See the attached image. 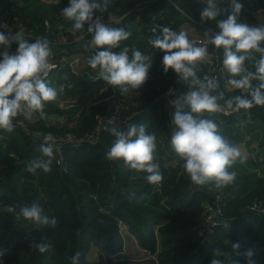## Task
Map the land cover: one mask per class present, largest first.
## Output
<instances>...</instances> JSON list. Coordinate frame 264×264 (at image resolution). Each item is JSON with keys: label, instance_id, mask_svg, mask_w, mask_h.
<instances>
[{"label": "trees", "instance_id": "obj_1", "mask_svg": "<svg viewBox=\"0 0 264 264\" xmlns=\"http://www.w3.org/2000/svg\"><path fill=\"white\" fill-rule=\"evenodd\" d=\"M68 2L0 0V15L5 8L11 9L7 17L0 19V25L8 28L21 22L32 26L45 18L48 28L39 26L24 38L29 42L47 38L55 53L53 59L58 64L62 62L60 56L70 54H80L85 59V67L79 73L70 72L66 65H60L50 73L47 79L51 85L63 84L65 88L62 93H57L54 101L45 104L42 113H34L27 119L20 115L23 126L14 123L11 132L0 129V253H3L0 264H71L70 258L76 253L80 254L79 264H210L214 249L222 253L215 258L223 264H236L237 261L247 264L244 255L247 250L252 251L251 259L255 264H264V174L235 172V180L222 187H217L214 180L204 185H195L191 181L169 136V130L175 127L173 117L178 106L168 105L160 98L165 91L169 92L170 98L186 93L191 88V78L181 80L171 69L165 73L161 63L163 52L150 43L161 35L163 27L174 30L182 23L190 22L186 16L204 28L218 31L217 21L225 19L230 11L229 0H222L223 9L216 20L204 21L200 13L205 6L197 0H108L107 11L101 13L103 17L117 19L104 23L130 33L120 48L113 51L127 46L131 59L132 50L137 49L150 58L151 67L148 79L141 87L126 86L128 90L122 92L120 87L108 84L100 94L104 82L98 78L99 68L92 69L88 65V59L99 49L87 46L85 39L91 41V34L86 33L81 39L78 38L80 32L67 30L72 22L62 15L61 9ZM240 2L243 9L239 23L264 25V0ZM155 12H161L162 18L150 32H144L139 24ZM7 28L0 27V31L6 32ZM16 47L12 43L7 50L14 53ZM4 50V45H0V53ZM217 50L222 57V49ZM259 54L254 55L258 58ZM207 63L205 59L196 65V75L201 79L205 75L210 77ZM245 65L248 70L255 71L254 60L246 61ZM93 74L97 75L96 80L91 79ZM225 74L231 78L226 71ZM217 80L218 92L224 94V99L218 101L222 110L205 112L203 116L217 123L221 134L239 148L244 134L240 126L246 117L251 122L264 124V105L253 106L261 120L253 119L248 111L227 108V99L247 93L226 88L220 77ZM252 83L255 85L258 81ZM85 94L98 95L88 100V105L60 106L63 98L74 101ZM179 110L187 112L190 107L180 105ZM113 114L127 117V120L115 126L109 121ZM245 123V130L251 134L248 141L256 140L259 132L248 126L249 121ZM132 124L144 125L146 132L156 136L154 162L164 177L158 185L149 183L147 173L131 169L122 158L110 160L106 156L114 140L110 130L125 131ZM43 133H69L73 140L64 142L60 148L59 166L53 160L50 172L36 169L35 173H30V162L41 158L43 140L38 135ZM259 146L264 156V125ZM247 161L255 167L264 165V158L256 164ZM215 194L221 197L218 203L226 226L208 227L200 223L202 202L211 200ZM33 202L42 206V212L49 220L56 218L55 227L23 218L21 207ZM257 202L263 211L250 209ZM28 224L31 227L26 229ZM21 226H24L23 235L12 233V230H21ZM119 226L145 253L141 258L120 255ZM200 229L202 235H199ZM234 242L240 243V255L231 248ZM39 243L51 247L40 253L35 247ZM91 247L99 249L100 253L87 259L85 255Z\"/></svg>", "mask_w": 264, "mask_h": 264}, {"label": "clouds", "instance_id": "obj_2", "mask_svg": "<svg viewBox=\"0 0 264 264\" xmlns=\"http://www.w3.org/2000/svg\"><path fill=\"white\" fill-rule=\"evenodd\" d=\"M107 8L108 0H69L61 12L72 22L73 31L91 34L87 46L99 50L88 59V65L92 69L99 68L98 78L120 87L122 92L128 90L126 86L137 89L148 79L151 60L137 49L132 50L130 59L127 46L120 51H113L120 48L121 42L127 40L130 33L124 28L106 25L101 16L95 15L97 11H107ZM229 8L227 17L217 21L219 31L212 35L210 42L215 48L222 49L223 68L231 77L227 81L228 85L247 93L227 99V108L250 109L254 105H264V25L250 26L238 22L243 9L240 0H229ZM220 11L216 0H206V6L200 13L201 20H216ZM0 27L7 28V25ZM12 43L17 44L14 53L7 50ZM150 43L163 52L161 63L165 73L171 69L181 80L191 78V88L175 101L178 110L174 113L175 127L171 135V145L183 162L184 170L195 185H204L213 180L217 187L231 184L236 173L228 171V168L241 157V152L221 134L217 123L203 116L205 112L222 110L218 101L224 99V94L218 92L219 82L215 77L205 75L201 79L195 71L197 63L208 56L207 44L197 46L189 39L187 32H176L168 27H163L161 35ZM0 45L5 47L0 53V129L11 132L18 116L23 115L27 119L34 113H42L45 104L56 99L57 90L47 79L53 67L49 62L52 52L47 38L29 42L21 32L0 31ZM255 53H261L259 60H255ZM249 60L255 61V71L246 67L245 62ZM253 80L258 83L254 85ZM214 92L218 94L213 95ZM180 101L186 103L190 111L179 110ZM110 131L114 140L106 152L107 158H122L131 169L147 173L149 183L160 184L164 177L159 165L154 162L155 134L146 132L144 125L136 124L129 125L125 131H117L116 128ZM55 144L51 133L44 135L40 145L41 158L30 162V173H35L36 169L45 173L51 171L53 160L56 159ZM20 213L25 220L37 224L52 227L57 224L55 217L49 220L43 214L42 206L37 202L24 205ZM35 247L44 253L51 245L39 243ZM240 247L239 242L231 245L237 255H240ZM221 254L218 249H214L210 264H223L215 258ZM79 255L76 253L70 258L71 264H79ZM244 255L247 264H255L251 259V250H247Z\"/></svg>", "mask_w": 264, "mask_h": 264}, {"label": "built area", "instance_id": "obj_3", "mask_svg": "<svg viewBox=\"0 0 264 264\" xmlns=\"http://www.w3.org/2000/svg\"><path fill=\"white\" fill-rule=\"evenodd\" d=\"M7 1H12V0H7ZM197 1H199L201 4L206 6V0H197ZM170 3L172 4L171 1H170ZM216 3H217V6L222 10L223 9L222 0H216ZM172 5H174V4H172ZM175 8L182 15H185L179 8H177L176 6H175ZM97 15L101 16L103 22H108V21H112L114 19H117L114 17H103V15L100 11ZM147 18H148L147 21H142L139 24V27L143 28L144 32L148 33V32H150L151 28L155 25V23L158 22L162 18V14H161V12H155L151 16H147ZM186 18L189 19L194 25H199L194 20L189 18L188 16H186ZM39 26H43L44 28H48V26H49L48 21L44 18L41 20L40 24H38V25L34 24L32 26H26L21 22H16V24H12V25L8 26L6 32H8V30H11L12 33L21 32L22 35L24 36V35L32 34V32L35 31L36 29H38ZM199 26H201V25H199ZM166 27L169 28V26H166ZM86 28H87V25H85V29ZM202 28L205 29L211 35H214L216 32L219 31V30L218 31L211 30L210 28H204V27H202ZM67 30H72V27H68ZM86 33H87L86 31L80 32V34L78 35V38L83 37L84 35H86ZM187 34L189 36V39H191L193 42H195L197 44V46H199L201 43L207 44L208 56H207L206 60L208 61L207 71L209 72L210 77H215L216 79L219 77L222 78L224 86L226 88H231L227 83V81L230 78L226 76L225 71L223 69V63H222L223 56L220 57V54H219L217 48H215V46L211 44V42H210L211 39H209V38L207 39V38L198 36V34H194L193 32H187ZM85 40L88 44H90V41L88 39H85ZM14 44L17 46L16 43H14ZM51 45L52 44H50V48H51ZM51 52H52V55L49 58V62H50V65H53V67H51V69L48 73V76L50 75V73L54 69L58 68L60 65H66V67L72 73H79V71L82 69L81 68L78 71V68L81 65V61H80L81 59L79 57H77V58L71 57V55H73V54H70L68 56H60L62 62L58 64L53 59L55 53L52 50H51ZM74 55H76V54H74ZM260 56H261V54H259L258 58L255 57V60H259ZM82 59H83V57H82ZM97 72H99V70ZM96 78H97L96 74H93V76L91 77L92 80H96ZM55 88L57 90V93H62L64 91L65 86L63 84H58L55 86ZM160 96L159 97L161 99H163L168 105H171V106L177 105L175 103V101L178 97H180V96H177L174 98H170L168 91L163 92ZM185 104L186 103H184L183 101H180V105H185ZM223 112H225V111H223ZM125 120H127V117H120L119 115H116V114H113L109 117V121L111 123H113L115 126H119ZM14 123L18 124L19 126H23V120H22V118H19V116L14 120ZM168 126L171 127V124L169 123ZM172 131H173L172 129L169 130L170 138L172 135ZM46 134H48V133L39 134L38 138L43 140V137ZM52 135L56 141V144H55V149H56L55 164L57 166H59V163L61 161L60 148L62 147L64 142L72 141L73 135H71L69 133L52 134ZM262 159H263V156L261 155V153L257 149H255L254 147H252L250 145L249 150L247 151V153L245 155V160H249L252 163L256 164V163H260ZM253 172L257 176L262 175V173L260 172V168L258 166H256L254 168ZM220 198L221 197L219 195L215 194L211 200L202 202V204H201L202 212L200 214V223L202 225H206L208 227H211L214 225L215 226H218V225L226 226L227 221L222 217L223 210H222L220 204L218 203L220 201ZM250 209L257 210V211H263L259 202L253 203L250 206ZM202 233H203V230L200 229L199 235H202ZM13 240H11V242Z\"/></svg>", "mask_w": 264, "mask_h": 264}, {"label": "rangeland", "instance_id": "obj_4", "mask_svg": "<svg viewBox=\"0 0 264 264\" xmlns=\"http://www.w3.org/2000/svg\"><path fill=\"white\" fill-rule=\"evenodd\" d=\"M5 10H9V9H7V8L4 9V11L0 15V19L1 18L4 19L5 17H7V15H8L7 12H10V11L5 12ZM196 28H197V25H194L193 23L189 24L187 22H184L180 26H178L176 29H174V31H176V32H179V31L188 32L190 30L193 31V29H194L195 32H198L197 33L198 36H205V37H207V39L211 36L205 29H202V30L200 29V30L197 31ZM81 56L82 55H80V54L71 55V57H75V58L79 57L81 59L80 60L81 61V65L78 68V71H79V69L85 67V62H84L85 59L84 58L82 59ZM103 82H104V86L102 87V89L99 90L98 94L103 92L105 90V88L108 86V84L105 81H103ZM98 94H92L91 96L88 95V94H85V95H82L81 97L77 98L74 101L73 100H66L65 98H63V101H61V105L60 106L61 107H70L71 108V107H80L83 104L88 105V103H89L88 100L95 99ZM248 121L250 123H247V124H248V126H250L251 129L256 130L258 128L257 131L262 133L261 131L263 129V127H262L263 125H259V124L258 125H254L255 122H251L248 119V117H247V120L245 122H248ZM245 122L243 124L244 128L246 127V123ZM250 131H252V130H250ZM244 132L246 133L247 130H244ZM256 135H258V134H256ZM247 163L250 164L252 166V168L253 167L255 168V166H253V164L249 163L246 160V164ZM19 227L20 226H18L17 228H19ZM119 227H120L119 230L121 232V237H122V249H121L120 255L123 254L127 258H141L145 253L138 248L136 242L132 239V237L124 232V228L121 227V226H119ZM23 229H24V226L23 227L21 226V230H23ZM97 253H100L99 249H97V248H93L92 249V247H91V248H89L87 256L85 255V258L90 259L91 256H94Z\"/></svg>", "mask_w": 264, "mask_h": 264}, {"label": "crops", "instance_id": "obj_5", "mask_svg": "<svg viewBox=\"0 0 264 264\" xmlns=\"http://www.w3.org/2000/svg\"><path fill=\"white\" fill-rule=\"evenodd\" d=\"M7 11H10V8H9V10H6L5 12H7ZM10 12H7V14H9ZM187 23H189V24H192V22L190 21V22H187ZM202 30V28L201 27H199V28H196V30L198 31V30ZM174 31V30H173ZM188 32H193L194 34H197L198 32H195L194 31V29H193V31L192 30H190V31H188ZM211 35V34H210ZM209 35V36H210ZM212 36V35H211ZM211 36L209 37V39L211 38ZM201 37H204V38H207V37H205V36H201ZM205 61V60H204ZM230 86V85H229ZM231 87V86H230ZM252 116H253V119L255 118L256 120H261L256 114H255V111H254V108H253V110L252 111H248ZM225 113V112H224ZM245 120H247V117H246V119ZM244 124V123H243ZM243 124L240 126V128H241V133L243 134V132L242 131H244L245 130V128H244V126H243ZM264 125L263 123H261V122H259V121H255V125ZM263 127V126H262ZM256 130H258V129H256ZM261 130V129H260ZM262 132V131H261ZM262 133H258V135L256 136V140H251V141H248L249 139H250V137H251V134H249V133H245L244 132V134H243V136H242V138H241V140H240V144H239V149H240V152H241V157L239 158V161L237 162V163H235L231 168H230V171L231 172H240V173H252L253 172V169H254V167L252 168V166L250 165V164H246V160H245V155H246V153H247V151L249 150V147H250V145L252 146V147H254L255 148V146H256V148H257V150L261 153V155L263 156V149H262V147H260L259 146V140H260V135H261ZM263 158H264V156H263ZM245 161V162H244ZM260 169H261V173H262V175L264 174V165L263 164H260L259 166H258ZM263 168V169H262Z\"/></svg>", "mask_w": 264, "mask_h": 264}, {"label": "water", "instance_id": "obj_6", "mask_svg": "<svg viewBox=\"0 0 264 264\" xmlns=\"http://www.w3.org/2000/svg\"><path fill=\"white\" fill-rule=\"evenodd\" d=\"M254 107L250 109H239V110H245V111H252ZM31 227V224H28L25 228L28 229ZM12 233L17 234V235H23V230H12Z\"/></svg>", "mask_w": 264, "mask_h": 264}]
</instances>
